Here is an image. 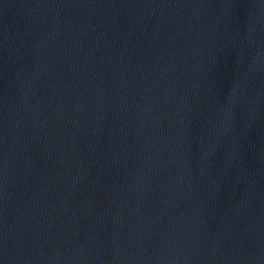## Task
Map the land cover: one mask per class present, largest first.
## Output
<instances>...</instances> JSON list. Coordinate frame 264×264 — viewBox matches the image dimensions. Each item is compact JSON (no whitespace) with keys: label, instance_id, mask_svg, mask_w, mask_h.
I'll use <instances>...</instances> for the list:
<instances>
[{"label":"water","instance_id":"1","mask_svg":"<svg viewBox=\"0 0 264 264\" xmlns=\"http://www.w3.org/2000/svg\"><path fill=\"white\" fill-rule=\"evenodd\" d=\"M0 264H264V0H0Z\"/></svg>","mask_w":264,"mask_h":264}]
</instances>
